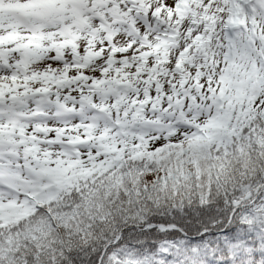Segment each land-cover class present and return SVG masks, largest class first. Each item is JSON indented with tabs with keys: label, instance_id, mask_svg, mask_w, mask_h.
Here are the masks:
<instances>
[{
	"label": "clouds",
	"instance_id": "1",
	"mask_svg": "<svg viewBox=\"0 0 264 264\" xmlns=\"http://www.w3.org/2000/svg\"><path fill=\"white\" fill-rule=\"evenodd\" d=\"M7 7V6H5ZM72 7L71 4L68 5ZM69 19L65 21H55L47 18H23L17 17L16 19L23 20L22 30L27 31L33 26L43 25L42 31L45 33L58 32L64 27V24H71V14L66 13ZM86 15H91L87 13ZM93 24L99 26L94 20ZM143 27V25H141ZM190 26V25H188ZM221 30L217 36L211 41V50L215 53L212 59L203 60L202 53H197L193 48L189 51V45L192 43V39L185 36L181 37L182 47L173 48L170 51L169 59L166 63H161L158 73H152L149 69L156 68L157 61L156 56H150L147 61V66L143 71H140L139 66L144 63L141 59H132L142 55L140 51V44H137L127 53H117L115 60L116 63L109 64V59H112L111 42H107V45L100 44L99 42L93 47V51H100L103 49V55L95 56L89 60H80L73 55L72 48L69 46L64 49V56L61 59H57L56 49L47 50L34 48V56L32 57V63L27 65V74L31 76L33 73H39L35 79L21 81L22 84H27L28 88L21 87L17 91L22 95L23 92L29 89L36 90V96H29L28 99L35 100L37 96H42L40 89H49L48 95L54 99L55 93L60 94V103L67 108L75 109V111H67L60 117L50 118L49 123L52 127H67L69 129L68 135L64 137V143L56 145H43V151L52 149L55 159H60L63 155L65 161H77L85 160L86 163L81 167H88L91 164V157L89 153L97 154L101 151V145L105 148L109 146H116V141H124L127 143V148H124V144L121 143L119 147L121 151H124L125 155L129 158L133 153L142 155V159L130 160L129 164L123 169L126 173L129 167L146 169L143 175L140 177L139 184H133L127 178H125L124 187L129 189L128 192L120 190L119 196L115 193L111 198L105 197L103 203L105 205L103 212L105 216L102 220L92 219L86 212L82 211L81 215L84 216V227L81 232L72 230L71 239L69 240V231L66 228L60 226L59 222L53 221L57 224L54 230L55 237L59 240L63 238L66 243L74 248H88L89 246L94 251L100 253V257L103 259V264H116L114 257L121 261V264H126V261L131 254H135V259L144 257L147 264H157V259L163 260L166 264H184L185 260L191 264L190 257L192 253L190 251L183 252L178 258L176 255L169 254L168 256L162 255L161 247L165 242H168V246L171 247L169 236L174 240H190L191 243L187 245L190 249L192 247L200 245L199 239H193V237H199V234L204 230H208L210 233L222 230L220 226V220L223 217L220 212L215 211L219 208L221 212L228 215L230 208L229 199L233 201L243 198L246 194L243 192L234 191L239 189L238 185L244 184L245 179L249 184L254 187L260 185L261 181H264V157H257L256 153L259 149H253V165L256 168V174H251L245 178H241L242 166L233 164L231 167L220 172L218 175L217 170H212V175H209L207 171L205 174L197 177L195 176V168L192 165H188V170L192 172V176L188 179L181 178L180 173H176L175 178L173 174L166 169L169 166H175L174 158H168L160 161V157L167 156L165 153H157L158 149H167L169 145H183L186 149L188 147L189 140L196 135L207 137L209 132L219 139L223 137L228 139V132L226 128L223 129H206L203 126L207 124L209 119L215 117L225 123H230L228 120V113L238 112L237 104L239 99L233 96V89L229 88L223 97H219L218 103L220 110L217 112L215 109L209 114L207 111L200 116H196L195 112L188 116V120L191 124L185 123L183 120L166 118L165 124L171 125V128H163L160 130L159 125H147L140 123L134 130L135 136H117L115 133L118 129L114 128L111 136L105 137L101 142L99 139L103 127H97L91 129L88 127V122L91 116L96 115L97 109L92 108L84 97H90L94 103L97 104H109L112 105L116 101V97L120 94H125L127 99H135L137 96V89H139V97L141 100L145 99L144 89L148 88L152 92H155V86L157 79L159 83L164 85L163 92L168 96L175 97L180 95L181 99H184L185 103L190 101L182 95L183 91L187 89H195L196 75L201 71L214 72L218 76L219 73L213 67L201 68L198 65H211L213 60L223 64L224 57L227 54L226 47H219L218 45L223 43L227 44L226 39H222L227 36V33L223 31L224 26L221 25ZM80 31L79 28L76 29ZM186 32V27L184 29ZM243 35H247L243 33ZM88 32H84L83 38L77 43L79 44L80 57L84 58L88 56ZM63 37L57 36L56 40L60 41ZM153 43H156L155 36L152 37ZM118 46H124L130 42V38L124 33H120L115 40ZM50 41L45 40L44 44L50 46ZM145 51H154L153 49L145 48ZM188 51L189 56L195 57L192 61L185 58L180 71H177L176 65L180 61V53ZM127 58L130 60V65L125 66L122 61ZM163 53H161V59ZM15 59V58H14ZM86 63L87 67H76V63ZM237 63H242L240 59L236 60ZM72 65V67H68ZM116 68H120L121 72L118 74ZM67 69V70H66ZM167 70L168 74L164 75V71ZM139 72V76L137 73ZM48 73L47 76L44 74ZM5 73L0 71V80H3ZM23 76L24 73L21 72ZM10 76V73H9ZM87 76V80H76L75 77ZM119 76V80H117ZM184 76H189L186 84H181V80ZM233 82L239 80L242 77V73L233 66L231 71ZM151 80V84L147 83ZM204 84L208 81L206 78L201 77ZM100 81L101 83H97ZM123 81V83H120ZM131 81V85L129 84ZM16 83L14 81H8L5 84H11L16 89ZM175 84V89L173 88ZM108 92L107 99H102V95ZM193 94L199 96V93L194 91ZM219 96V94H217ZM123 99V97H122ZM233 99L237 100V104L231 103ZM249 102L254 104L255 101L249 97ZM200 103L205 101L200 98ZM174 105L175 102L173 101ZM167 105L171 107L172 112H177L175 107L169 105L168 100L165 98L163 106ZM49 111H54L53 106H46ZM128 107L127 100L121 104V108ZM258 107V105H256ZM81 108L84 109L81 112ZM145 113L148 119H159L158 113L152 111L151 106L145 105ZM30 110V109H29ZM56 110H61L57 108ZM167 111V108L165 109ZM187 111V109H185ZM119 116L120 114L117 113ZM123 119L122 116H120ZM84 125L83 128L78 127ZM73 131L75 137H84L88 140V136H95L94 139L88 143H72ZM56 135H59L57 133ZM239 139L236 141V147L239 146ZM235 151V148L233 149ZM176 151V149H172ZM145 153H157L155 159L145 155ZM118 155V153H113ZM247 155V152L245 153ZM97 160L105 159V156L97 155ZM235 160V157H233ZM63 167V165H58ZM75 170H71L69 175H74ZM167 177V179H165ZM209 181L211 183L209 184ZM56 188L53 185V190ZM49 191L45 190L41 196L43 198L49 195ZM58 194V193H56ZM100 196H103V189H101ZM100 196L97 198L99 199ZM211 200L213 211L209 212L205 209L203 212H199L201 205V199ZM63 199V198H62ZM78 199V198H77ZM255 199V197H254ZM260 200H264V196L260 197ZM260 200L256 203L259 204ZM131 201V203H129ZM249 205L251 202H247ZM46 209L48 205H42ZM53 209L63 211L62 203L60 201L54 202L50 205ZM182 210V211H181ZM236 212V209H232ZM251 211V207L242 205L240 210L236 212L237 220L241 218V215H247ZM196 213V214H193ZM41 216H47L44 212L34 213L32 219L39 220ZM229 218H231L229 216ZM161 222L178 224L182 231L180 233L164 234L161 236L159 228L151 230V225H158ZM235 224L236 221H233ZM90 225V226H89ZM227 227V225H224ZM5 233H8V229H5ZM122 242L116 244L114 237H121ZM7 238V237H6ZM206 240H213L215 237L208 236ZM251 239V238H250ZM109 244L115 245L107 255L101 249H107ZM59 245H57L58 247ZM255 247H260V241H255ZM123 250V251H122ZM211 258L210 253L208 254ZM218 255H224L226 259H231L228 252L219 253ZM201 264H203V257H200ZM242 257L237 259L234 264H241ZM99 264V261L96 262Z\"/></svg>",
	"mask_w": 264,
	"mask_h": 264
},
{
	"label": "snow or ice",
	"instance_id": "2",
	"mask_svg": "<svg viewBox=\"0 0 264 264\" xmlns=\"http://www.w3.org/2000/svg\"><path fill=\"white\" fill-rule=\"evenodd\" d=\"M180 2L181 0H162V7L174 10ZM240 2L244 3L249 11H253L254 15L259 14L260 20L264 21V0H240ZM155 10V8L151 9L152 12ZM218 11L220 10L218 9ZM216 19L217 24H219L220 18ZM184 27H188V24H184ZM215 28L216 25L211 24L209 21H203L195 27L191 34V39L201 35L210 37L206 44L207 53H202L203 60L212 59L215 56V53L211 50V41L220 32V30H214ZM223 31L227 33V36L222 39H226L227 44L221 43L218 45L227 49L223 64L213 60L211 65H203L204 67L215 68L219 75L217 76L214 72L205 73L202 71L200 84L191 91L186 88L182 93L190 103L184 101L182 105H173L171 97L168 96L165 98L168 100L169 105L177 109V112L169 111L171 107L162 105L160 109H152L154 113H158L160 116L158 120L153 121L143 119V113L139 109H134L128 113V119L120 125H117L116 119L110 117L108 113L97 110L96 115H93L91 119L104 126L101 135H104L109 127L118 129L117 132H120L121 135L133 133L140 123L159 125L160 130H163V128L170 129L171 125L165 124L166 118L179 119L191 124L188 116L193 112L196 116L204 114L205 111L210 114L213 109L219 112V97L224 96L222 93L225 92L226 87L233 86L231 71L237 59L245 64L253 60L258 61L261 65L260 71L264 73V30L258 32L256 24L253 22L251 28H240L238 25L226 23ZM243 33L247 35L245 36ZM179 47H182V45ZM0 71H3L5 75L9 76L10 73V76H14V72L9 66L0 65ZM201 77L206 78L208 83L204 84ZM258 79L259 87L253 88V93L256 95V105H258L256 119L251 121L248 128L245 129V132L252 136H255L256 133L264 136V75L259 76ZM0 89L4 90V92H0V202L20 200L26 204L35 205L38 212H44L51 219V213L48 209L36 203V200L44 194L45 190L49 191V195H55L56 193L64 195L73 203H80L84 199L83 193L75 190L68 193L63 187L64 178L49 168L40 156L30 151L31 141L29 139L23 136L17 139L16 135L5 136V130L8 126L17 120L23 119L20 113L24 111L26 98L11 91L2 82H0ZM194 91L198 92L199 96L193 94ZM200 98H203L205 103L201 104ZM255 125H260V127L253 132ZM53 185L56 186L54 190ZM234 191L243 192L246 195L235 201L229 199L228 215L221 212L219 208L215 209L223 217L220 220L222 230L218 234L204 230L199 234L200 245L189 249L187 245L191 243L190 240L177 241L175 252L165 249L162 251V255L173 254L179 258L183 252L190 251L192 253L190 257L191 264H201V256L203 257V264H234L241 257H249L247 264H256L257 251L264 256V200H260V197L264 196V181H261L260 186L255 189L249 187L247 189H234ZM32 193H39V196H33ZM257 200H260L259 204L256 203ZM247 202H251V204L249 205ZM242 205L246 206V211L248 207H251V211L247 215L242 214L241 218L237 220L236 212L240 210ZM233 208L236 209V212L232 211ZM205 209L209 212L213 211L212 203L210 199L204 200L202 198L198 211L203 212ZM104 216L103 211H98L94 219L102 220ZM233 221H236V223L234 224ZM165 224V231L173 233L182 231L178 224ZM224 225H227V227H224ZM21 226L18 225L13 231H17ZM53 227H57L55 222H53ZM160 227L159 224L151 225L150 229L155 230L160 229ZM71 235L72 233L69 230V240ZM210 235L215 239L206 240L205 238ZM114 239L116 244L122 242V236L119 238L114 237ZM257 239L260 241L259 248L255 247ZM213 243L216 248L211 251V258H209L208 248ZM57 245L59 246L57 247ZM114 246L109 244L107 249H101V251H104L107 255ZM223 252H228L231 259H226L224 255H218ZM114 259L116 264H121L118 258L114 257ZM134 260L135 254H131L126 264H133ZM97 261H99V264H103L100 253L92 250L90 246L88 248H74L70 243H66L63 238L59 239L55 247H49L48 243L40 244L31 240H27L25 244H20L18 241H12L10 244L9 234L5 233V229L0 228V264H96ZM158 264H166V262L160 260ZM184 264H189V261L185 260Z\"/></svg>",
	"mask_w": 264,
	"mask_h": 264
},
{
	"label": "rangeland",
	"instance_id": "3",
	"mask_svg": "<svg viewBox=\"0 0 264 264\" xmlns=\"http://www.w3.org/2000/svg\"><path fill=\"white\" fill-rule=\"evenodd\" d=\"M142 2L145 9L144 14H146L145 16H148L147 20L137 12V9H132L133 5L129 3V0H86L79 8L74 7L72 0H0V40L4 35L10 38L7 42L0 43V65L9 66L14 72V76L4 75L3 80H0V82L4 84L8 81L17 82L16 89H14L11 84H8V88L11 91L16 92L18 95L26 98L24 111L20 113V116H22L23 119L17 120L14 123L17 125L20 122L24 123L25 126L34 130L39 135V139L43 142V145L62 144L64 143V136L61 131L62 128L50 126L49 120L53 117V115L60 117L64 114V112L75 111V109L67 108L65 105L60 103L59 92L55 93L56 98L54 99L52 96L48 95L50 91L49 89H40L39 91L44 93V95L37 96V98L33 101L28 99V97L30 95L36 96L35 89H29L28 91L23 92L22 95L17 91V89L21 87L28 88V85L22 84L21 81L35 79L39 76V73H33L31 76L27 74V65L32 63L34 48L44 49L47 47L48 51L56 49L57 59H61L64 56L63 50L70 46L72 48L73 55L78 61H80L89 60L92 57L103 55V49L100 51H93V47L98 42L104 45H107V42H111L110 50L112 52V59H109L108 63L114 64L116 63L115 57L117 53H127L129 52V49H132L137 44H140V51L142 52V55L133 57L132 59L143 60L144 63L141 64V66L145 68L147 66L148 58L155 55L157 66L156 68L149 69V71L152 73H158L161 63H166L168 61L171 49L178 48L181 45V37L186 35V37L191 38V34L195 30V27L203 21H209L211 24L216 25L214 30H221L220 26H224L226 23L238 26L241 25L239 26L240 28H250L249 22H251V20L257 15H254L253 11H249L247 6L244 3H241L240 0H224V2H222V0H188L186 4V14L183 17L178 15L179 11L177 8L174 10L163 8L162 0H143ZM69 4L72 5L71 8L68 7ZM116 6L120 8L116 9ZM12 7L14 9H12ZM153 8L156 9L154 12L151 11ZM218 9L220 11H218ZM86 12L91 13V15H86ZM66 13L71 14L70 18L72 23L64 24V27L58 32L50 33L42 31L43 25H39L38 27L33 26L27 31H24L22 30L23 20L16 19L17 17H23L47 18L55 21H65L69 19V16L65 15ZM117 14L118 16H116ZM120 16L125 17V20L119 22ZM226 16H228L227 21ZM216 18H220L219 24H217ZM94 20L98 23V27L93 24ZM184 24L190 25L186 27V32L184 31ZM141 25H143V27ZM77 28H79L80 31H77ZM166 30L167 33H164ZM85 31L88 32L87 39L89 50L88 56L81 58L79 44L77 41L83 38ZM120 33H124L130 38V42L128 44L124 46H118L116 44L115 40ZM57 36H61L63 39L58 41L56 40ZM153 36H155L156 43H153L152 41ZM209 39L210 37H205L203 35L192 39V43L189 45V51L194 48L197 53H207L206 44ZM45 40L51 42L50 46H46L44 44ZM145 48L153 49L154 51H145ZM161 53H163L162 59ZM185 58L192 61L195 60V57L188 55V51L180 53V61L176 65L177 71L181 70ZM122 63L125 66H129L130 60L125 58ZM75 66L87 67V64L85 63L83 66L82 62H80L76 63ZM198 66L203 68V64ZM233 66L238 67L237 69L242 73V77L239 80L234 81L232 87H226L225 92L222 93V95H225L226 91L229 88H232L233 96L237 98L241 97L242 99L245 98V95L249 92H252L253 88H258L259 81H257V79L261 76L260 66L259 64H256L254 60L247 64L243 62H235ZM68 67H72V65H68ZM115 70L118 74L121 72L120 68H116ZM21 72L24 73L23 76L21 75ZM201 72L196 75L195 87L200 84ZM163 74L167 75L168 71L165 70ZM44 75L47 76L48 73H45ZM74 79L87 80L89 77L80 76L75 77ZM188 79L189 76H184L181 80V84H186ZM117 80H119V76H117ZM97 83L99 84L101 82L98 81ZM148 83L151 84V80H148ZM157 83L162 86L163 90L164 85L159 83L158 79ZM176 87L178 86L173 84V88L175 89ZM188 90L191 91V89ZM0 92H4V90L0 89ZM159 92V87H155V92L150 90L151 95L160 97V102L163 103L165 97H168V95H162ZM108 94V92L104 93V95ZM123 95L124 94L122 93L119 96ZM170 97L172 102L174 101L175 104L182 105L184 103V99H181L179 94L175 97ZM184 97L187 98L186 96ZM147 98L149 97L147 96ZM43 99L45 101H43ZM84 101H86L85 98L82 103ZM87 102L92 108L100 111L102 110L101 107L103 104L94 103L90 97ZM231 103L237 104V100L233 99ZM241 105L242 103L239 101L237 104V114L239 115L242 113ZM46 106H53L54 111H49ZM108 106L111 109H115L116 101L112 105L108 104ZM57 108L62 109L63 111L56 110ZM83 111L84 109L81 108V112ZM120 111L122 110H119V112ZM169 111H172V109L169 108ZM119 114V116L116 114L114 119L119 120L122 112ZM34 115L35 117H33ZM228 120L230 123H225L224 121L213 117L209 119L207 124L203 127L206 129L226 128L229 137L231 133L230 130L232 126H234L233 123L236 120H234L232 114L229 113ZM118 124L119 121L117 125ZM78 127L83 128L84 125H79ZM88 127L95 129L97 127H101V124H97L90 118ZM65 130H67V133L69 132L68 128ZM113 131L114 128L111 129V127H109L104 135L111 136ZM57 133H59V135H56ZM115 134L118 136L120 133L116 132ZM195 137L202 136L196 135ZM91 138L92 135L88 136V140ZM213 138L214 140L220 142L227 141L223 137L217 139L214 135ZM86 141L87 140H85L84 137L77 138L74 134L71 140L72 143ZM51 169L60 176H63L64 173L68 171V166L65 168L56 166ZM20 202V200L1 202L4 207L1 206L0 208L2 211L5 210V217L10 214L13 216L28 214L30 210L25 211V209L21 207ZM15 218L16 217H11V219Z\"/></svg>",
	"mask_w": 264,
	"mask_h": 264
},
{
	"label": "trees",
	"instance_id": "4",
	"mask_svg": "<svg viewBox=\"0 0 264 264\" xmlns=\"http://www.w3.org/2000/svg\"><path fill=\"white\" fill-rule=\"evenodd\" d=\"M254 61L256 64H259L261 68L260 63L256 60ZM236 68L238 67L236 66ZM137 75L139 76V73H137ZM261 75H264V73H261ZM257 81H259V79H257ZM120 83H123V81H120ZM129 84L131 85V81H129ZM136 91L137 96L135 99H127V96L124 94L123 96L118 97L119 99H116L117 106L115 109H111L106 105L104 106V111L113 118L115 114L119 113V110H122L123 119L120 118V124L124 123L125 120L128 119V113L134 109H139L143 113V119L150 120L146 115H144L146 111L145 105L151 106L152 109H160L163 103L160 102V97L152 96L150 89L148 88L143 90L144 96L146 97L143 100L139 97L140 90L137 89ZM164 94L165 93L163 92V95ZM102 96V99H107V95ZM147 96L149 98H147ZM245 96L246 97L242 99L240 97L239 100L242 103V113L240 115L235 111L229 113L232 114V117L236 121L233 123L234 126H232L230 130L231 133L227 141H216L214 140L212 133H209L207 137L193 136L189 140L188 147L186 149L183 145H169L167 149L157 150V153L167 152V156L160 157L161 162L170 157L174 158L175 166H169L166 169L173 174L174 178L176 173H180L181 178L185 180L190 178L193 174L188 170V165L194 166L195 176L197 177L204 175L205 171H207L209 175H212L213 169L217 170L216 174L218 175L220 172H223L225 169L231 167L234 163L242 166L241 178L247 177L250 169L253 176L256 174V168L253 165L252 152L253 149L258 148L259 151L256 153V156L264 157V136H260L259 133L252 136L245 132L249 123L256 119L257 113L256 95L252 91ZM249 97L251 100L255 101L254 104L249 102ZM88 98L89 97H85V100L87 101ZM124 100H127L128 107L121 108V104ZM164 106L166 107V105ZM151 120L154 121L158 119ZM12 125L8 126L5 130V136L16 135L17 139L21 136L29 139L31 141L29 145L30 151L40 156L48 167L54 166L59 162L63 164L73 163L74 168L71 170H75V174L69 175L71 170L67 172V175L63 180V187L68 193H71L73 190L76 192H82L84 199L80 203H73L72 200L66 198L64 195H60L59 193L55 195H46L43 198L40 196L38 204L49 206L48 211L51 213V219H49L48 216H41L39 220H33L32 217L36 212L35 205L25 204L22 202H20L21 207L24 208L25 211L30 210L28 214H21L18 216L10 214L5 217V210L2 211L0 208V211H2L0 212V228L8 229L10 244L12 241H18L20 244H25L27 240H31L33 242H39L40 244L48 243L49 247H55L59 240L54 235L56 227H53V221L59 222L60 226L68 229V231L70 230L72 232V230L75 229L76 232H81L84 227V216L81 215L82 211L86 212L89 217L94 219L98 211L104 210L103 199L105 197L111 198L114 193L119 196L121 189H123L124 192L129 191L127 187H124L125 178L133 184H139L140 177L146 170L129 167L126 173L123 171L126 165L129 164L130 160L143 158L142 155L135 153H133L130 158L126 156L124 151H121V148L119 147V145L123 143L124 148H127V143L124 141H116V146H109L107 148L101 145L100 153H89V156L91 157L90 166L81 167V165L86 163L85 160L81 159L69 162L63 159V155H61L60 159H55L52 149L43 151V142L39 139V135L35 131H32V129L15 127V124ZM101 127L104 126L101 125ZM259 127L260 125H255L253 127V132H255ZM65 129L67 128L65 127L61 130L63 131L64 136L68 135L67 130ZM73 134L75 135V132H73ZM118 136H121V133ZM124 136L134 137L135 134L129 133ZM105 137L108 136L101 135L99 137L101 142L104 141ZM237 139L240 141L238 147H236ZM90 140L83 143H88ZM253 141H255V143H253ZM174 148L176 151H172ZM234 148L235 151L233 150ZM246 152L247 155H245ZM113 153H118V155H113ZM157 153H145V155L155 159L157 157ZM97 155L105 156L106 158L97 160ZM233 157H235V160H233ZM165 179H167V177ZM210 183L211 181H209V184ZM259 186L260 185H256L254 187L252 184H249L246 179L244 184L238 185L239 188L244 189L249 187L255 189ZM101 189H103V196H100ZM98 196H100L99 199L97 198ZM57 201L62 203V207L64 209L62 212L53 209L50 206L52 203ZM129 203H131V201H129ZM1 206L4 207V205L0 202V207ZM11 217L16 218L11 219ZM18 225L22 226L17 231H13V229H16ZM159 225L161 226L159 229L161 236L166 233H173L162 229L163 227H166L164 222H161ZM193 239H199V237H193ZM169 241L171 242V247L168 246V242H165L164 246L161 247V251L168 249L171 252H175L176 242H183V240H174L171 236H169ZM205 243L207 244V241ZM215 248L216 245L214 243L211 244L208 248L209 253H211V251ZM248 259L249 257H242L241 264H247ZM255 261L256 264H264V256H262L259 251H257ZM158 262L159 260L157 259V264ZM133 264H147V262L144 257H141L140 259H135Z\"/></svg>",
	"mask_w": 264,
	"mask_h": 264
},
{
	"label": "bare ground",
	"instance_id": "5",
	"mask_svg": "<svg viewBox=\"0 0 264 264\" xmlns=\"http://www.w3.org/2000/svg\"><path fill=\"white\" fill-rule=\"evenodd\" d=\"M85 0H82V3H81V5L83 4V2H84ZM75 4V3H74ZM77 7V6H76ZM124 19H125V17H124Z\"/></svg>",
	"mask_w": 264,
	"mask_h": 264
}]
</instances>
